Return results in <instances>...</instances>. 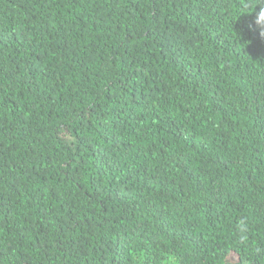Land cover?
Segmentation results:
<instances>
[{"label": "trees", "instance_id": "1", "mask_svg": "<svg viewBox=\"0 0 264 264\" xmlns=\"http://www.w3.org/2000/svg\"><path fill=\"white\" fill-rule=\"evenodd\" d=\"M262 9L0 0V264H264Z\"/></svg>", "mask_w": 264, "mask_h": 264}, {"label": "clouds", "instance_id": "2", "mask_svg": "<svg viewBox=\"0 0 264 264\" xmlns=\"http://www.w3.org/2000/svg\"><path fill=\"white\" fill-rule=\"evenodd\" d=\"M258 22L264 23V9L259 14ZM248 221L246 219L240 220L236 226V230L239 236V242L244 243L247 241V233L249 231ZM160 264H182V257L178 253H165L159 257Z\"/></svg>", "mask_w": 264, "mask_h": 264}, {"label": "snow or ice", "instance_id": "3", "mask_svg": "<svg viewBox=\"0 0 264 264\" xmlns=\"http://www.w3.org/2000/svg\"><path fill=\"white\" fill-rule=\"evenodd\" d=\"M234 264H238V261L237 262H234Z\"/></svg>", "mask_w": 264, "mask_h": 264}]
</instances>
